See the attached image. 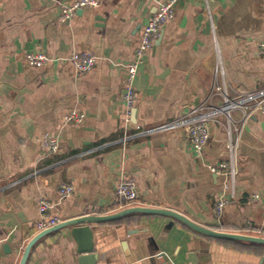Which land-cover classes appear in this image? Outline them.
<instances>
[{"label": "crops", "instance_id": "1", "mask_svg": "<svg viewBox=\"0 0 264 264\" xmlns=\"http://www.w3.org/2000/svg\"><path fill=\"white\" fill-rule=\"evenodd\" d=\"M75 0H3L0 5V264H19L40 231L38 200L55 203L62 220L122 209L116 194L125 177L138 187L137 205L178 210L224 231L264 236V113L245 124L238 152L236 196L220 215L215 205L225 177L209 164L228 159L226 118L195 153L184 128L154 129L198 106L220 104L214 86L231 92L264 88V0H180L134 80L128 113L126 66L144 27L166 0H100L61 20ZM216 46L224 72L216 73ZM61 57L35 68L26 52ZM98 57L78 74L72 52ZM81 123H66L72 110ZM236 118L240 112L236 111ZM128 119V120H127ZM49 136L59 150L51 153ZM74 193L62 198L60 185ZM260 199L251 200L253 194ZM95 259L81 263L79 241L66 227L44 236L26 264H264V245L197 233L162 215L140 214L91 223Z\"/></svg>", "mask_w": 264, "mask_h": 264}, {"label": "built area", "instance_id": "2", "mask_svg": "<svg viewBox=\"0 0 264 264\" xmlns=\"http://www.w3.org/2000/svg\"><path fill=\"white\" fill-rule=\"evenodd\" d=\"M180 0H166L161 2L151 19L144 27L142 36L137 46L134 59L126 66L127 69V84L123 94V100L126 104L128 113L133 109L137 100V94L134 90V80L138 73V68L144 57L151 51L156 39L161 34V31L166 23H168L175 15L176 5ZM3 0H0V5ZM100 0H75L70 4H64L62 7L61 20L63 22L70 20L79 8L86 6H98ZM261 54L264 55V37L255 41ZM217 65L216 73L224 72V63L221 50L216 46ZM26 62L29 66L41 68L55 63L62 59L61 57L51 56L44 51H29L25 54ZM67 60L72 62L78 74H84L90 71L98 63V57L90 52H72ZM215 91L222 97L220 104H213L210 107L205 105L193 108L189 114L180 118L167 121L157 126L155 131H166L184 128L196 154L201 155L204 152L211 138V125L218 121L220 115L226 118L227 129V154L228 159L209 164V169L214 173L222 174L225 177L224 187L230 190V194H223L215 205V212L220 215L225 207L231 203L236 196L235 182L239 172L238 152L241 145V136L245 124L250 120L253 114L257 111L264 113V88L248 92L231 93L226 86L216 84ZM240 112V118H236L235 112ZM85 113L80 110H72L66 114V123H81L84 121ZM128 120V119H127ZM59 139L57 136H49L47 146L51 153L59 150ZM62 198L70 197L74 193L72 184L63 183L59 189ZM116 194L119 197L122 208L137 205L138 202V187L133 177H125L116 187ZM251 200L260 199V194L256 193L250 197ZM38 206L41 212V219L38 222V229L56 225L63 221L57 214L52 211L55 203L45 197L38 200Z\"/></svg>", "mask_w": 264, "mask_h": 264}, {"label": "water", "instance_id": "3", "mask_svg": "<svg viewBox=\"0 0 264 264\" xmlns=\"http://www.w3.org/2000/svg\"><path fill=\"white\" fill-rule=\"evenodd\" d=\"M137 213L167 216V217L180 221L181 223L186 225L188 228H190L191 230L197 233H200L202 235L209 236L212 238L244 241V242L264 245V236L218 230L210 226L201 224L193 220L188 215L178 210L172 209V208L133 205V206L122 208L113 213L84 214L81 216L69 218V219H66V220H63L57 223L54 226L40 230L26 245L19 264L27 263L34 245L40 239H42L44 236L48 234H51L57 230H60L66 227L71 228L72 235L79 241V244H80L79 251L83 254L91 253V254H84L80 259L81 263H84L87 260L93 261V259H95V254L93 252V249H94V244L92 242L93 234H92V229H91L90 224L99 223V222H107V221H115L123 217H126L130 214H137Z\"/></svg>", "mask_w": 264, "mask_h": 264}, {"label": "trees", "instance_id": "4", "mask_svg": "<svg viewBox=\"0 0 264 264\" xmlns=\"http://www.w3.org/2000/svg\"><path fill=\"white\" fill-rule=\"evenodd\" d=\"M135 216H140V214L139 213H137V214H130V215L126 216V217H135Z\"/></svg>", "mask_w": 264, "mask_h": 264}]
</instances>
